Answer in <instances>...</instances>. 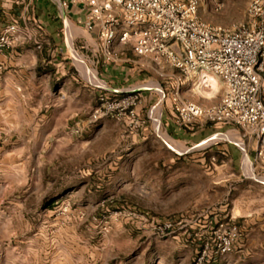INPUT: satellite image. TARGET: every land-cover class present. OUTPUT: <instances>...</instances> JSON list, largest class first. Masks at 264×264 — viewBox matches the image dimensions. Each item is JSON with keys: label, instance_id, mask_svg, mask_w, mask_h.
<instances>
[{"label": "rangeland", "instance_id": "1", "mask_svg": "<svg viewBox=\"0 0 264 264\" xmlns=\"http://www.w3.org/2000/svg\"><path fill=\"white\" fill-rule=\"evenodd\" d=\"M196 1L206 23L246 20L248 0ZM35 42L0 70V264H194L203 249L201 264H264L253 140L201 121L165 131L158 114L174 115L176 74L159 64L140 72L158 90L146 123L90 121L98 79L84 72L94 73L85 54L69 42L43 53ZM211 81L183 82L178 96L213 105L221 85ZM226 224L238 236L220 256Z\"/></svg>", "mask_w": 264, "mask_h": 264}, {"label": "built area", "instance_id": "2", "mask_svg": "<svg viewBox=\"0 0 264 264\" xmlns=\"http://www.w3.org/2000/svg\"><path fill=\"white\" fill-rule=\"evenodd\" d=\"M57 5L78 15L76 24L96 38L106 62L115 60L113 47L119 44L137 57L174 70L177 84L218 80V101L208 107L171 94L177 126L201 121L237 128L242 137L255 142L254 160L264 168V0H248L246 20L230 27L202 21L196 0H57ZM30 40L15 21H9L0 29V55ZM97 87L101 94L90 121L144 124L135 113L140 104L137 92L108 97L103 84ZM237 236L236 226L226 224L214 245L217 254H228ZM204 253L201 250L194 264H201Z\"/></svg>", "mask_w": 264, "mask_h": 264}, {"label": "crops", "instance_id": "3", "mask_svg": "<svg viewBox=\"0 0 264 264\" xmlns=\"http://www.w3.org/2000/svg\"><path fill=\"white\" fill-rule=\"evenodd\" d=\"M77 17L78 15L71 12V9L61 11L58 8L57 0H21L18 3L15 0H0V29L9 21H15L21 29L28 33L31 42L36 43V38L41 39L42 44H37V49L40 48L43 53L49 44L51 46L56 45L58 49L61 44L64 46L68 45L69 42L76 50H81L80 53L85 54L80 55V59L86 60L93 68L92 76L94 75L98 79V83L92 81L89 83L91 87L89 89L97 97L101 94L97 87L99 84H103L108 89L106 93L108 97H120L124 92L134 90L140 98V104L135 108L136 116L138 119H147L152 105L158 101L157 99L154 100L158 90L155 86L148 85V81L144 80L145 74L140 72L146 67L155 66L158 63L147 57H137L130 48L119 44H115L113 47L115 60L113 62L104 61L99 42L94 36L83 31L80 25L76 24ZM23 48L19 46L4 51L0 55V70L5 69L11 63L10 58L14 51H21ZM84 72L88 76L91 75L88 69H85ZM175 74L177 76L176 72ZM176 76L174 77L176 84L174 92L178 94L179 84L176 82ZM195 89L205 97V93L199 85ZM158 120L165 126V131L172 130L173 134H183V130L177 127L174 115L170 118L166 113H159ZM167 126H170L169 129H166ZM212 129L214 128L212 127ZM204 130L208 131L207 127L201 128L199 132ZM255 219L258 218L255 216ZM259 219L264 222V217L261 216Z\"/></svg>", "mask_w": 264, "mask_h": 264}, {"label": "bare ground", "instance_id": "4", "mask_svg": "<svg viewBox=\"0 0 264 264\" xmlns=\"http://www.w3.org/2000/svg\"><path fill=\"white\" fill-rule=\"evenodd\" d=\"M90 78L93 80L94 79V75L92 76V73H91V75H90ZM210 83H211V85H212V83H213V81H210ZM200 85V84H199ZM212 90V89H211ZM215 90V89H214ZM214 92V91H213ZM157 124V123H156ZM247 166H249V168H250V164H249V162L245 159L244 160V171L246 172V168H247Z\"/></svg>", "mask_w": 264, "mask_h": 264}, {"label": "water", "instance_id": "5", "mask_svg": "<svg viewBox=\"0 0 264 264\" xmlns=\"http://www.w3.org/2000/svg\"><path fill=\"white\" fill-rule=\"evenodd\" d=\"M246 157V156H245Z\"/></svg>", "mask_w": 264, "mask_h": 264}]
</instances>
